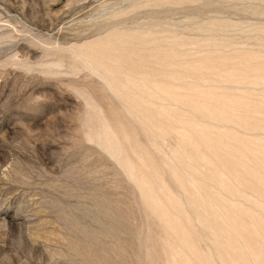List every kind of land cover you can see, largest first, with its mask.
<instances>
[{"label": "rangeland", "instance_id": "374dc122", "mask_svg": "<svg viewBox=\"0 0 264 264\" xmlns=\"http://www.w3.org/2000/svg\"><path fill=\"white\" fill-rule=\"evenodd\" d=\"M0 264H264V0H0Z\"/></svg>", "mask_w": 264, "mask_h": 264}, {"label": "bare ground", "instance_id": "6f19581e", "mask_svg": "<svg viewBox=\"0 0 264 264\" xmlns=\"http://www.w3.org/2000/svg\"><path fill=\"white\" fill-rule=\"evenodd\" d=\"M130 78V77H129Z\"/></svg>", "mask_w": 264, "mask_h": 264}]
</instances>
